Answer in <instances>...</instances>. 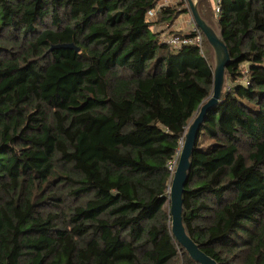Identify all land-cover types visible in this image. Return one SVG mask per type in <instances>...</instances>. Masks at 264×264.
I'll use <instances>...</instances> for the list:
<instances>
[{
	"label": "trees",
	"instance_id": "trees-1",
	"mask_svg": "<svg viewBox=\"0 0 264 264\" xmlns=\"http://www.w3.org/2000/svg\"><path fill=\"white\" fill-rule=\"evenodd\" d=\"M159 1L0 0V264H200L172 232L169 163L214 70L206 37L203 55L153 30L189 13L150 20ZM200 1L231 61L183 222L218 264H264V0Z\"/></svg>",
	"mask_w": 264,
	"mask_h": 264
},
{
	"label": "water",
	"instance_id": "water-1",
	"mask_svg": "<svg viewBox=\"0 0 264 264\" xmlns=\"http://www.w3.org/2000/svg\"><path fill=\"white\" fill-rule=\"evenodd\" d=\"M189 2V14L201 29L210 46L212 69L214 70L213 91L211 96L199 107L194 118L191 120L184 133V143L180 149L178 163L172 178L170 189V214L172 232L176 240L182 244L190 257L200 264H218L211 256L207 255L200 244L189 235L187 227L183 222V194L185 186L190 177L192 166L191 158L199 141L202 125L206 121V115L211 109L219 104L226 88L227 66L230 64L231 55L222 35L217 20L210 22L203 18L200 11V0H187ZM79 50L74 43H59L51 47Z\"/></svg>",
	"mask_w": 264,
	"mask_h": 264
},
{
	"label": "built area",
	"instance_id": "built-area-1",
	"mask_svg": "<svg viewBox=\"0 0 264 264\" xmlns=\"http://www.w3.org/2000/svg\"><path fill=\"white\" fill-rule=\"evenodd\" d=\"M177 1L179 0H160L157 7L148 12L147 17L150 20H154L155 17L157 16L158 11L161 8L170 6L174 4V2H177ZM182 1L184 2L185 7L189 9V2L187 0H182ZM214 1H215V12L218 14L221 10V5H220L221 1L220 0H214ZM191 19H192V26H191V29L188 32H186V34H175V35L167 34V37L165 38V40L174 48H181L185 45L195 44L199 47L200 52L203 55H205V52L203 49L205 35L195 23V19H193L192 17ZM180 149L178 150V153L176 154L177 156L175 157V159L169 163L171 172H173V174L175 173L174 171L176 169L178 159L180 156L179 155Z\"/></svg>",
	"mask_w": 264,
	"mask_h": 264
},
{
	"label": "crops",
	"instance_id": "crops-1",
	"mask_svg": "<svg viewBox=\"0 0 264 264\" xmlns=\"http://www.w3.org/2000/svg\"><path fill=\"white\" fill-rule=\"evenodd\" d=\"M181 17H183V18H182V21L180 22L179 20H180ZM191 26H192L191 16L189 15V13H187V14L185 13V14H182L180 17L177 18L175 24L172 27H169L168 28L167 25L165 26V24L162 25V26H159V25L156 26L155 25L153 27V30L156 31V32H158V30H159L161 32L160 35L163 38H166L167 37V34L169 33V31L178 30V31H184V32H186V31H189L191 29Z\"/></svg>",
	"mask_w": 264,
	"mask_h": 264
},
{
	"label": "rangeland",
	"instance_id": "rangeland-1",
	"mask_svg": "<svg viewBox=\"0 0 264 264\" xmlns=\"http://www.w3.org/2000/svg\"><path fill=\"white\" fill-rule=\"evenodd\" d=\"M184 14H185V13H184ZM186 14H187V13H186ZM189 15H190V14H189ZM184 16H185V15H184ZM184 16H183V17H184ZM190 16H191V15H190ZM183 17L180 18V20H179L180 22L182 21V18H183ZM200 137H201V142H200V144H199L200 147H203V148H204V147H206V146H208L209 144L212 143V142H211V141H210L205 135L202 134Z\"/></svg>",
	"mask_w": 264,
	"mask_h": 264
}]
</instances>
